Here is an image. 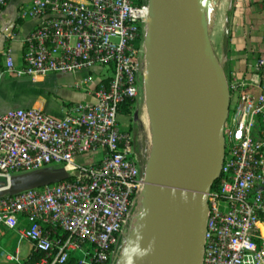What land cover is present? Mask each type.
<instances>
[{
    "label": "built area",
    "instance_id": "obj_1",
    "mask_svg": "<svg viewBox=\"0 0 264 264\" xmlns=\"http://www.w3.org/2000/svg\"><path fill=\"white\" fill-rule=\"evenodd\" d=\"M9 0H0V9ZM147 0H31L34 20L15 77L92 71L73 87L89 94L56 116L35 107L0 112V180L62 165L66 178L0 196V227L38 258L16 264H113L137 211L142 180L121 107L138 95ZM96 69V70H95ZM229 110L220 173L210 188L200 264H264V56L226 75ZM90 163L79 164L80 155ZM88 160V159H87Z\"/></svg>",
    "mask_w": 264,
    "mask_h": 264
},
{
    "label": "water",
    "instance_id": "obj_2",
    "mask_svg": "<svg viewBox=\"0 0 264 264\" xmlns=\"http://www.w3.org/2000/svg\"><path fill=\"white\" fill-rule=\"evenodd\" d=\"M207 1H147L144 45L150 75L144 89L156 142L155 173L141 179L137 211L113 264L126 259L129 235L143 222L147 201L156 225V264L201 263L207 197L220 173L229 110L223 61L220 64L209 34ZM227 47L226 25L224 55ZM66 176L64 168L18 173L0 180V196Z\"/></svg>",
    "mask_w": 264,
    "mask_h": 264
},
{
    "label": "crops",
    "instance_id": "obj_3",
    "mask_svg": "<svg viewBox=\"0 0 264 264\" xmlns=\"http://www.w3.org/2000/svg\"><path fill=\"white\" fill-rule=\"evenodd\" d=\"M30 1L9 0L0 9V71L4 68L5 56L3 53L7 50L10 51L14 64L19 65L21 62L23 52L22 38L32 28L34 20L21 16L19 12L20 8ZM217 9V12L223 15V22L221 23V51L226 25L230 32L227 53L224 55L221 52L224 69L227 68L228 73L243 71L247 61L264 56V0H219ZM88 73H93V70L60 73L72 80L70 84L71 91L58 88V92L63 97L75 100L67 103L83 101L89 98V94L86 91L73 87V82L76 78ZM28 77L36 80L42 78L43 75L15 77L4 73L0 76V112L17 107H40L38 109L61 116V105L63 106V104L67 103L61 102L62 104L59 105L56 112H50L45 109L47 106L45 101L37 98L30 100L29 92L24 89L26 82L29 81ZM134 111L138 115V112ZM147 112L146 106L144 107V114H147ZM145 122L146 126L149 125L147 120ZM24 241L26 243L23 244L15 231L0 227V264H16L15 261L7 260L1 255L2 251L17 256L21 262L27 261L34 253L31 243Z\"/></svg>",
    "mask_w": 264,
    "mask_h": 264
},
{
    "label": "rangeland",
    "instance_id": "obj_4",
    "mask_svg": "<svg viewBox=\"0 0 264 264\" xmlns=\"http://www.w3.org/2000/svg\"><path fill=\"white\" fill-rule=\"evenodd\" d=\"M148 1V0H147ZM219 0H208L206 11L208 12V26H209V34L211 38V42L216 52L217 58L221 64V23L223 22V15L218 11ZM147 29L144 30L142 37L139 41V49H140V63H139V70H138V95L133 104V110H136L139 115V120L135 125V138L137 139L136 143L141 152V169H140V177L141 179L148 175L149 177H153L155 173V165H154V157L153 151H155L156 142L153 134L152 128V120L148 111L147 107V114H144V107L147 106L145 103V82L147 80L148 73V57L146 56V50L144 45V35L146 34ZM229 60V59H228ZM237 60V59H234ZM226 72L227 77L229 78V71L228 69H224ZM91 76H94L93 73H90ZM29 81L26 82L24 89L26 92H29V98L32 99H40L41 101H45L47 109L50 112H56L61 105V102H69L75 101L72 98L63 97L59 92L58 88H64L68 91L70 90V84L72 80L69 79L68 76L60 73H48L43 75L42 78L33 80L31 77H28ZM64 106V104H63ZM61 105V107H63ZM40 108V107H35ZM53 114V113H51ZM149 122V125L146 126V121ZM120 121L122 125L126 124V121L123 117H120ZM88 159V160H87ZM79 164H88L91 161L88 155H80L78 157ZM44 168H49L53 170H63L62 165L52 163ZM147 201V195L143 196ZM142 216L145 218L149 214H151L150 207L148 201L146 202V207L142 209ZM148 214V215H147ZM146 215V216H145ZM143 218V219H144ZM144 222L138 225V228L135 229L132 234L129 235V243L125 248V257L126 259L123 260V264H129L128 257H131V264H149V254L151 252L150 246L146 244V241L142 237V229H143ZM131 233V232H130ZM153 237V239H152ZM16 239V238H15ZM154 235H150L149 240H154ZM22 243H26L24 240H21ZM137 249L139 251H137ZM143 252V255L140 253ZM156 264V257L154 263Z\"/></svg>",
    "mask_w": 264,
    "mask_h": 264
},
{
    "label": "bare ground",
    "instance_id": "obj_5",
    "mask_svg": "<svg viewBox=\"0 0 264 264\" xmlns=\"http://www.w3.org/2000/svg\"><path fill=\"white\" fill-rule=\"evenodd\" d=\"M208 3V1H207ZM207 8V5H206ZM147 67H149V61H148V65ZM148 73L150 75V67L148 68ZM150 191V189L148 190ZM144 225H143V229H142V237L143 239L146 241V244H148L150 246V254H149V264L154 263L155 257H156V238L154 240H149L150 235L151 234H155L156 237V225H155V220L154 217L151 215L146 216L143 219ZM153 239V237H152Z\"/></svg>",
    "mask_w": 264,
    "mask_h": 264
},
{
    "label": "flooded vegetation",
    "instance_id": "obj_6",
    "mask_svg": "<svg viewBox=\"0 0 264 264\" xmlns=\"http://www.w3.org/2000/svg\"><path fill=\"white\" fill-rule=\"evenodd\" d=\"M137 120H138V115L135 113V111L133 110L132 113L130 115H126L125 121V129L128 131L129 135L131 136V140H132V150L134 153V156L136 157L140 169H141V152L139 151V148L137 146V139L134 137L135 136V125L137 124Z\"/></svg>",
    "mask_w": 264,
    "mask_h": 264
},
{
    "label": "trees",
    "instance_id": "obj_7",
    "mask_svg": "<svg viewBox=\"0 0 264 264\" xmlns=\"http://www.w3.org/2000/svg\"><path fill=\"white\" fill-rule=\"evenodd\" d=\"M140 39H141V38H140ZM140 39L138 40V42L140 41ZM229 41H230V32H229V30H228V44H229ZM133 102H134V101H132V102H128V103L124 104V105L121 107V109H120L121 113L124 114V115H130V114L132 113V109H133ZM65 178H66V177H65ZM122 250H123V245L120 244V246H119V248H118V252H117V256H116V258H118V256L121 254ZM37 258H38V254H32V255L27 259V261H28V262H33V261L36 260Z\"/></svg>",
    "mask_w": 264,
    "mask_h": 264
},
{
    "label": "clouds",
    "instance_id": "obj_8",
    "mask_svg": "<svg viewBox=\"0 0 264 264\" xmlns=\"http://www.w3.org/2000/svg\"><path fill=\"white\" fill-rule=\"evenodd\" d=\"M137 251L139 250L137 249ZM143 254H144L143 252L140 253V255H143ZM128 261H129V264H131V257H128Z\"/></svg>",
    "mask_w": 264,
    "mask_h": 264
}]
</instances>
